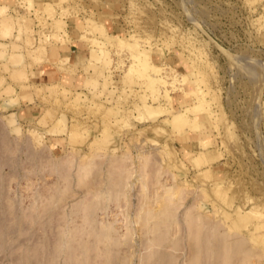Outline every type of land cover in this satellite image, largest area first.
<instances>
[{"label":"rangeland","instance_id":"374dc122","mask_svg":"<svg viewBox=\"0 0 264 264\" xmlns=\"http://www.w3.org/2000/svg\"><path fill=\"white\" fill-rule=\"evenodd\" d=\"M116 158L131 175L119 204L97 197ZM91 160L100 176L81 187L79 164ZM139 171L154 204L180 205L183 247V211L194 208L205 229L229 232L264 264V0H0V264H61L48 261L50 244L62 224L86 237L70 214L95 202L100 226L113 221L125 236L134 220L141 230ZM212 229L199 242L205 263ZM140 239L117 263L140 264ZM102 248L88 264L108 259ZM225 252L224 264L240 263Z\"/></svg>","mask_w":264,"mask_h":264},{"label":"bare ground","instance_id":"6f19581e","mask_svg":"<svg viewBox=\"0 0 264 264\" xmlns=\"http://www.w3.org/2000/svg\"><path fill=\"white\" fill-rule=\"evenodd\" d=\"M2 21H3V25H5V26H8L10 24V22L7 21L6 17L4 19H2ZM92 57H94V56H92ZM143 60H140L139 63L142 62L145 64L146 61L145 60L143 61ZM155 75L156 74L153 73L152 78H154ZM152 78L150 76V79H152ZM73 162L67 161L66 162L67 164H65L63 166V168L61 167V169H63V171L66 170V172L68 173L67 175H70L69 174V172L71 171L70 166L71 167L73 166ZM113 162H115V165H117L116 168H119L117 170V172H115L116 169L114 171L115 174L116 173L117 174L115 176L113 174L114 178L112 177V180H109L105 184L107 186V190H106L107 194L106 193L103 194V197L98 196V194H97V197L98 198L100 197L101 200L103 198H107L108 200L110 199L111 201L117 200V203L119 204V201L121 202V200H120L121 195H123V194L125 195V193H127V191L129 190L128 186L131 187V184L129 185V183H127V180H126V178H129L131 175H128L129 171L127 169V163L124 159L116 158ZM82 163L83 164H79V166H80L79 169L82 171L81 172L82 177L80 175L79 177H81L80 178L81 180L80 179L79 180L81 182H83V184L82 183L81 184L78 183V184L81 185V187H84V186L86 187L89 184V182H92V184H96L95 181H97L98 177L100 176L99 174L101 173L100 172L101 170L99 169L100 168V162L96 161V160H91L89 162L85 161ZM148 172L149 171H147L146 173L140 172L141 180L143 179V182L141 181L143 183V187H141V188L146 190V192L144 191L145 192L144 195L141 196V198H142L141 203L142 204L140 203L141 207L139 209H137L138 212H137L136 217H135V219H136L135 222L138 223L137 226L138 227L140 226L141 230L137 229L135 226H132L134 223V220H132L129 223L126 222L125 227L128 230L127 229L124 230L125 236H123L122 233L120 235L119 229H118L117 225L115 223H113V221L106 223V225H103V223L101 222L100 224L103 226H100L99 222L97 221V218L95 219L97 209H94V208H96V202H95L94 198H92V200L95 202V203L93 202L95 207L93 209H91L90 211H86L85 209L87 208V206H89L86 203L87 205H85L86 206V208L84 209L85 211H82L85 215L82 214L80 209H76V210L72 209V212L70 214L71 218H74L75 216H82V218L84 220V224L82 222V225L79 227V229L84 228V226H85L84 229L88 230L87 231L88 234L84 233L85 230L83 232V229L82 230L80 229V234H81V232H83L86 235V237L81 234L83 236L82 237L80 235V237H82V239H80V240L76 239V236L78 238H79V236L76 235L75 231H72V229H76V227L72 228V229L70 227L66 228V229H69V228L71 229V231L70 230L66 231V232H68V236H66L65 234H63V232H65V230L63 231V227L65 229V226H64L65 224H62V226H60V228H59L62 230V233L58 231V235H57L58 237L56 236L57 237L56 240L52 239V240H54L53 243H52V240H50L51 241L50 243H52V244H50V250H49L51 259L48 261L56 262V263H58L60 261V262H62L61 264H88L90 261L93 263V261H95V259H96L95 256L96 255L99 256L101 254L99 251H98L99 253L96 252L97 249L99 247H103V248H105V250L102 248L103 254H102L101 258L106 256L104 253L108 252L109 254L107 255V257H104V258H108L107 260L105 259L106 261L103 258H102L103 261L100 260L101 261L100 264H115L118 262V260L120 263H122L120 261L122 256L120 257V255H119V251L122 248L121 246L127 245V246H129V248L132 245L134 246V243H136V242H133L132 239L135 238V236L138 234L141 236L140 240L142 243V248L145 249L141 254L138 255L140 264H172V263L176 264V261L178 259H180L179 258L180 256H183V261L182 260L180 261L181 264H224L223 263V257L225 258L226 256H224L223 251L225 252V248H226V250L228 249V251H230V253L228 252L229 254H227V255L230 256V254H232V258H233V256H236V254H238V253H239V255L241 254L239 264H259L258 261L256 260V257L259 255V253L256 252L253 248H251L249 246L244 247L245 243L243 244L242 240H239V238L232 239L233 238L232 237L231 238L232 241H231V239H229L231 236L228 235L229 232L226 233L227 231H225L223 233L222 231H219V229H216V230L214 228L212 229V227H209L212 229L211 232H213L212 234H209L211 236L213 235V237L211 238L212 244H209V246L207 247V251H208L209 250L208 248L210 246H212V249H210L211 254H210V256L208 255V257H210V258L206 257L209 259V261L208 262L206 261V263H205V260H204V262H203V259H205L203 257V254L205 255L206 251H205V253L203 251H200L202 249L201 247L203 245L200 246L199 242L203 240V239L201 240L200 238L202 236H204V234L206 235V233H209L210 232L209 230H211V229H209V230H207L208 228L205 229L207 220H204V218L194 208L190 209L189 212L183 211L184 215L182 214L184 216V220L186 217V220L188 222V224H187V222H186V224L190 225L189 226V234H188V230L186 231V229H185L186 233L189 235V237H188V235L186 236V240H188L187 242L190 246V249H189L190 251L188 253V251H186L184 249L186 246L183 247V244H182L183 241H182V243H180L181 237L183 235L182 234L183 227H184L183 225H185V221H183V218H182L183 216H181L182 220H180V216L178 215L177 210H176V208L179 207L180 205L176 206V208H173V206H170V207L168 206L169 208L167 207V209L162 210L161 206L163 205L162 203L164 202L162 199L160 201L162 205L161 204L159 205L160 202H157L154 204V202H155V200H154L155 198L153 197L154 194L152 196L154 199H151L152 197H150L148 195V193H150V192L147 191L148 186H149V185L147 186V184L149 182L147 180L148 178H146ZM65 175L66 174L64 173L63 176H65ZM86 179H87V182H86ZM68 181H70V180H68ZM155 181H157L155 183H158V186H161V182H160L159 177H157ZM67 184H68V182H67ZM162 186H163V184H162ZM94 188H96V187H94ZM68 190H69V187H68L67 191H64V193H66V192L68 193ZM165 191L168 193V192L175 191V189H171V188L168 189L167 188V189H165ZM5 192H7V191H5ZM1 193H3V191ZM5 195L4 196L1 195V196L6 197ZM63 195L64 194H62V196ZM62 196L60 197V200L65 199L64 198L65 196L64 197H62ZM67 196L68 195H66V197ZM162 197L163 196H159L157 199L159 200ZM177 198H178L177 195L174 198H171V200L172 199L174 200V202H173L174 205L176 203L178 204ZM37 200H39V199H37ZM88 200H90V198ZM96 200L99 201L98 199H96ZM90 203L91 202H89V204ZM93 203L90 204V205H92V207H93ZM101 203L102 202H100V204ZM2 206H4V205H2ZM164 206L165 207H163V208H166V205H164ZM83 208H81V209L83 210ZM88 208H87V210H88ZM79 212H81V213H79ZM187 217H189V218H187ZM58 220H59V218H58ZM189 220L191 221V223ZM1 222H3V221H0V224H1ZM67 222L65 221L66 224H67ZM212 223H215V222H212ZM209 224L210 223H208V226H209ZM217 224H219V223H217ZM57 225L59 226L60 224H57ZM57 225L54 227H57ZM68 225H66V227ZM214 225L215 224H213L212 226L214 227ZM174 227H177V228H174ZM219 228H221L220 225H219ZM59 229L57 228V230H59ZM205 230H207L208 232L207 231L205 232ZM138 231H140V232H138ZM60 233H61V236L64 235V237H60L59 236ZM225 233H226L227 237H225ZM98 234L100 236V237H98V238H100L99 240L97 238ZM230 234H231V232H230ZM91 236L93 238H91ZM206 236L208 237V239L210 238V236H208V234ZM206 236H205V238H206ZM210 241H208V242L210 243ZM225 241H229V242H225ZM92 242H93V244H92ZM94 244H95V246H98V248L96 247V249H95L96 251L94 250V252H93L92 245L94 246ZM185 245H187V244H185ZM189 246H187L186 249ZM100 250H101V248H100ZM202 250H204V249H202ZM104 251H106V252H104ZM128 251H129V249H128ZM45 252H46V250H45ZM85 252L87 254H85ZM202 252H203V254L201 255ZM95 253H97V254H95ZM128 253L129 252L126 253L127 256H123V257L126 258L125 260H128L130 262L129 259H131L132 255L131 256L129 255L130 257H128ZM82 255H85V256L83 257ZM123 255H125V254H123ZM12 256H14V255H12ZM79 256H81L82 258L85 259L84 263H83V259L79 258ZM118 256L120 257V259H118ZM13 258H15V257H13ZM229 258L230 257H228L227 259H229ZM45 260H47V259H45ZM123 260H124V258H123ZM231 260L232 259L230 258L229 259L230 263H231ZM100 261L98 259V261L95 263L98 264V262H100ZM233 261H234V258H233ZM237 261H239V260H237ZM19 262L15 263V264H41V263L43 264L44 262L46 263V261H44L43 257L40 255L39 256H28ZM125 262L129 263L127 261H124V263ZM117 264H119V263H117ZM225 264H227L226 260H225Z\"/></svg>","mask_w":264,"mask_h":264},{"label":"crops","instance_id":"0c3cea01","mask_svg":"<svg viewBox=\"0 0 264 264\" xmlns=\"http://www.w3.org/2000/svg\"><path fill=\"white\" fill-rule=\"evenodd\" d=\"M79 45V47H80V43L78 44ZM81 45H83V47L85 48V45L82 43ZM75 50H77V49H70V51H65L66 53H69V56H72L73 55V53H75ZM64 52V53H65ZM75 57V56H74Z\"/></svg>","mask_w":264,"mask_h":264},{"label":"water","instance_id":"95a60500","mask_svg":"<svg viewBox=\"0 0 264 264\" xmlns=\"http://www.w3.org/2000/svg\"><path fill=\"white\" fill-rule=\"evenodd\" d=\"M210 37V36H209ZM210 38H212V37H210ZM212 40H213V38H212Z\"/></svg>","mask_w":264,"mask_h":264}]
</instances>
